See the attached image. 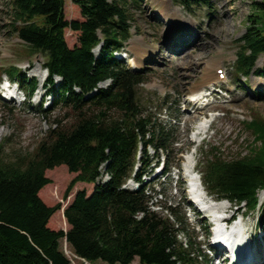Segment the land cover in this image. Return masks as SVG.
<instances>
[{
  "label": "trees",
  "instance_id": "1",
  "mask_svg": "<svg viewBox=\"0 0 264 264\" xmlns=\"http://www.w3.org/2000/svg\"><path fill=\"white\" fill-rule=\"evenodd\" d=\"M6 1L10 32L30 52L42 55L54 104L69 107L75 117L66 127L49 129L31 153L7 162L0 158V264H72L60 247L62 239L77 258L88 262L129 264L134 257L138 264L207 262L196 240L179 237L187 229L178 203L160 200L155 202L160 211L151 208L153 199L165 196L164 189L153 183L161 158L159 184L170 179L172 167H179L180 158L173 163L169 158L178 142L180 118L158 120L153 110L142 105L137 88L145 81L144 70L129 69L113 53L130 37L131 6L138 7L137 0H71L82 20L65 18L64 0ZM174 1L191 11L189 0ZM253 12L238 38L232 65L237 76L248 77L264 53V0L254 1ZM66 28L78 33L71 48L65 40ZM254 72L264 75V68ZM2 74L16 81L27 96L36 88L35 79L27 81L14 64L0 66ZM56 77L60 83L54 87ZM105 80H110L109 85L100 87ZM243 124L252 135L247 153L225 158L218 147L210 146L205 152L199 150L196 166L208 194L244 203L245 212H254L259 208L258 191L264 190V119L255 116ZM60 164L76 173L66 194L75 182L94 183L90 194L77 190L63 209L65 231L47 226L60 205L48 206L39 197L49 183L45 170ZM102 173L108 175L106 181H98ZM128 179L138 187L122 188Z\"/></svg>",
  "mask_w": 264,
  "mask_h": 264
},
{
  "label": "rangeland",
  "instance_id": "2",
  "mask_svg": "<svg viewBox=\"0 0 264 264\" xmlns=\"http://www.w3.org/2000/svg\"><path fill=\"white\" fill-rule=\"evenodd\" d=\"M254 1L263 0H189V12L185 6L174 0H137L138 7L131 6L134 17L130 28L131 36L120 51L121 54L127 55L123 59L127 67L131 69L133 65L138 70H144L145 81L137 88L141 104L153 110L158 120L173 122L175 115L180 118L179 128L176 130L178 142L169 158V162L180 158L179 170L171 169L170 179H165L166 182L161 185V163L155 168L153 183L157 185V189H164L165 196L153 199L151 208L158 209L159 206H156L155 202L160 200L162 204L164 200L167 204L178 203L177 210L180 211L179 215L183 214L187 229L186 233L180 234L179 237L183 241L196 240L203 252L207 253V259L213 255L215 258H211L207 264H220L218 251L207 249L211 235L213 237L211 223L205 217L207 213L197 210L190 201L189 178L186 176L185 164L187 157L193 154L194 168L201 158L199 150L205 152L210 146L218 147L225 158L244 155L252 145V135L245 129L243 122L255 116L264 119V75L254 72L256 68H264V53L258 56L248 77L237 76L232 66L238 51V38L245 33V28L249 25L248 17L254 13ZM64 15L67 20H82L78 6L72 4L71 0H64ZM175 16H179L176 19L180 21H191L190 28L179 27ZM172 20L178 29L170 28ZM10 21L11 10L8 2L0 0V66L16 65L27 81L34 78L36 89L45 93L41 104L32 99L23 103H18L17 100L6 101L0 96V158L5 162L31 153L49 129L66 127L75 117L69 107L54 104V97L49 91L51 85L46 81L47 74H44L46 72L42 65L44 58L40 53L30 52L27 44L15 33L10 32ZM182 30L192 34L186 39H179L177 37ZM77 35V32L65 29L64 36L68 47L77 44ZM165 36L167 40L163 42ZM95 54L97 55L98 51ZM209 65H212L213 75L217 74L215 66H218L225 77L201 87L204 71ZM5 78V74L0 76V82ZM54 83V87L57 86L60 83L59 78H55ZM109 83L110 81H106L99 86L106 87ZM200 89L215 93L208 97L213 99L211 104H199L200 109L195 111V105L189 103L188 98ZM217 90H222L225 95L219 94ZM163 97H166L164 103L167 101L169 109L165 108ZM160 106L164 107L161 112L158 111ZM210 108L217 110L214 118H202ZM89 110L90 108L85 111ZM205 119L211 123L205 132L196 137L197 124ZM191 149L194 151H190ZM148 152L153 151L150 148ZM135 166L138 168L139 164L136 163ZM194 170L199 178L198 167ZM75 175L76 173L69 172L64 164L45 170L49 183L41 188L39 197L48 206L60 205L48 220L47 226L51 229L65 231L68 225L63 216V209L77 190L84 189L90 194L93 189L94 183L78 181L66 194L67 187ZM104 179L105 174L102 173L98 181ZM132 182L135 183L133 180ZM260 193L258 191L257 211L245 212L244 203L234 205L229 202V208H237V216L243 213V223L251 237L250 245L254 246L253 251L256 248L259 263L264 264V197H260ZM210 197L215 198L214 195ZM213 199L211 200L214 201ZM204 224L209 232L206 236L203 232ZM60 247L72 264H108L101 260L88 262L77 258L63 239L60 241ZM129 264H138V258L134 257Z\"/></svg>",
  "mask_w": 264,
  "mask_h": 264
},
{
  "label": "bare ground",
  "instance_id": "3",
  "mask_svg": "<svg viewBox=\"0 0 264 264\" xmlns=\"http://www.w3.org/2000/svg\"><path fill=\"white\" fill-rule=\"evenodd\" d=\"M176 18H179V16L178 17L175 16V19ZM182 19L185 20L183 17H182ZM185 22H187V21L185 20ZM187 23H188V25L185 29H189L190 24L192 22L188 20ZM169 25H170V28L174 27V29H176V28L178 29L180 27V25H179V27H176L173 20H172L171 24H169ZM169 38L171 39V37H169ZM177 38H179V37H177ZM96 51H97V49L94 52L96 53ZM211 66L212 65H209L206 68V70L204 71L202 83L200 85L201 87L205 86L208 83L210 84L212 82H215V80L216 81L218 80L217 75H215V74L213 75V73L211 71ZM215 67L219 68L218 66H215ZM37 93H38V90H37ZM203 93H204V89H200L198 92H196V94L191 96V98L192 97L193 98L200 97V96H202ZM203 121L201 123L199 122L196 126V131H195L196 137L199 136L200 134H202L203 132H205L207 127H209L210 122H211V121H207L206 119ZM193 159H194V155L193 154L189 155L186 159V164H185L186 176H187V178H189V183H188V188H189L188 193L189 194L188 195L190 196V201L193 203L195 208L197 210L201 211L202 213L205 212V213L212 215L215 213H221V212L225 211V209L228 207L226 202H222V201L219 202V200L212 201L209 198V196L207 195L204 188L202 187V185L200 183V179L197 177L195 170L193 168V162H194ZM261 193H260L261 194L260 197L263 198L264 197V190L261 191ZM215 201H218V202H215ZM196 213H197V211H196ZM212 232H213V239L214 240L221 241L223 243V245H225L227 248L232 250V254H231L232 261L236 260L237 264H260L259 263L260 259L257 260L259 257H256V251H255L256 248L253 251L254 246H251V248H250L248 243H247L246 234L248 233V231L245 228V224L243 223V220H240V219L236 220L232 224V226L226 231L216 230V228H213ZM247 236H248V234H247ZM227 248L222 247V246L218 247V254H219L218 256H220V255L227 256L228 255L227 253H226L227 255L224 254L226 251H228ZM232 264H235V263H232Z\"/></svg>",
  "mask_w": 264,
  "mask_h": 264
}]
</instances>
